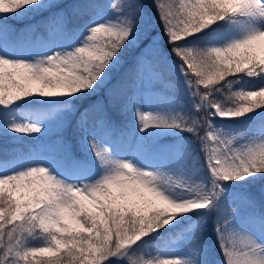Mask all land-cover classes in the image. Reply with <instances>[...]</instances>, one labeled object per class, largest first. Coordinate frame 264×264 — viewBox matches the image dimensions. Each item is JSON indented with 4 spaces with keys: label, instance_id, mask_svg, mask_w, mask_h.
Returning a JSON list of instances; mask_svg holds the SVG:
<instances>
[{
    "label": "snow or ice",
    "instance_id": "snow-or-ice-1",
    "mask_svg": "<svg viewBox=\"0 0 264 264\" xmlns=\"http://www.w3.org/2000/svg\"><path fill=\"white\" fill-rule=\"evenodd\" d=\"M0 264H264V0H0Z\"/></svg>",
    "mask_w": 264,
    "mask_h": 264
},
{
    "label": "rangeland",
    "instance_id": "rangeland-1",
    "mask_svg": "<svg viewBox=\"0 0 264 264\" xmlns=\"http://www.w3.org/2000/svg\"><path fill=\"white\" fill-rule=\"evenodd\" d=\"M101 2H103V3H107L108 2V0H101ZM145 2L148 4V5H150L151 4V0H145ZM149 10H151L150 8H149ZM40 20V17H36V19L35 20H31V21H27L26 23H37V21H39ZM23 24H16L15 25V27H17V28H23ZM45 33H44V29L41 27V28H38L37 30H36V35L37 36H39V35H44ZM161 70L162 71H164V73L167 75V68H165V67H161ZM227 103V106H232V104H231V102H226ZM253 113H250V114H247V115H252ZM241 120H243V119H246V117H242V118H240ZM33 135H39V134H33ZM187 135V134H186ZM55 137L54 136H48V137H44V136H41L40 137V140H38V141H32V140H29V138L28 137H25V140L26 141H28V143H26L25 145H24V147H30L32 144H35V145H37V146H39L40 144H44V143H48V141L50 140V139H54ZM189 138H191V139H194L193 137H189ZM210 238V237H209ZM32 243L33 244H36V243H39V241H32ZM177 246H182V247H186V244H183V242H181V241H178L177 242ZM155 253V250H153V254Z\"/></svg>",
    "mask_w": 264,
    "mask_h": 264
},
{
    "label": "trees",
    "instance_id": "trees-1",
    "mask_svg": "<svg viewBox=\"0 0 264 264\" xmlns=\"http://www.w3.org/2000/svg\"><path fill=\"white\" fill-rule=\"evenodd\" d=\"M257 111H259V110H257Z\"/></svg>",
    "mask_w": 264,
    "mask_h": 264
}]
</instances>
